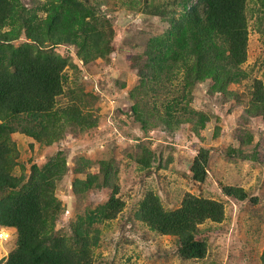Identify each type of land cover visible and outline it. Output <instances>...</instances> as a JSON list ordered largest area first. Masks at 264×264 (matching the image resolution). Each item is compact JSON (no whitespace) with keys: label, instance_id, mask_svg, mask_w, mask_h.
<instances>
[{"label":"rangeland","instance_id":"obj_1","mask_svg":"<svg viewBox=\"0 0 264 264\" xmlns=\"http://www.w3.org/2000/svg\"><path fill=\"white\" fill-rule=\"evenodd\" d=\"M13 1L36 12V24L47 13L49 0ZM178 1L100 0L102 27L108 37L112 33L109 55L84 61L77 56L76 45L51 40L59 41L53 49L68 59L64 91L55 102L65 107L71 97L80 98L83 119L67 121L61 137L49 145L18 131L11 134L18 148L11 172L16 177L27 178L32 163L41 166L61 152L63 175L54 187L60 209L52 233L71 234L80 216L91 230V264H264V0L245 2L246 59L240 64L245 76L224 90L213 87L210 78L196 82L184 90L178 104L194 111L176 109L170 114L160 99L175 97L185 79L181 62L173 87L167 85L165 71L157 75L161 83L152 82L159 98L151 91H138L135 96L130 92L139 84L133 57L145 49L150 37L170 27L167 18L157 14L158 8L179 16ZM195 1L187 0V9ZM22 40L25 36L13 43ZM257 80L263 102L257 101ZM201 149L207 152L203 181L195 179L191 170ZM103 165L104 170L114 169L112 183L122 205L113 218L100 219L93 218V212L112 191L104 184ZM79 181H88V186L76 193L74 185ZM226 186L242 191L244 197L225 194ZM148 193L156 195L166 210L179 207L185 194L222 204L220 221L197 225L195 238L205 243L202 257H183L178 236L157 232L139 216ZM10 229L11 237L0 239V264L16 245V230Z\"/></svg>","mask_w":264,"mask_h":264},{"label":"trees","instance_id":"obj_2","mask_svg":"<svg viewBox=\"0 0 264 264\" xmlns=\"http://www.w3.org/2000/svg\"><path fill=\"white\" fill-rule=\"evenodd\" d=\"M94 2L49 0L46 15L36 24V12L13 0H0V226L14 228L17 233L16 245L3 264H91V230L84 227L86 223L80 216L71 234L52 233L53 218L60 209L54 187L63 175L61 152L41 166L32 163L27 178L16 177L11 172L18 148L11 134L18 131L40 145H49L61 137L65 124L83 119L80 98L76 102L71 97L65 107L55 102L64 91L63 69L68 59L54 51L53 45L59 41L51 40L76 45V54L84 61L90 56L109 55L112 33L106 35L104 15L98 9L100 0ZM186 2L178 1L179 16L175 11L158 8L156 13L165 16L170 27L150 37L145 49L133 57L139 84L130 96L138 91L159 95L152 82L161 83L157 75L162 71L167 73V85L173 87L175 69L181 62L185 72L182 87H177L175 97L173 94L160 99L170 114L176 109L194 111L188 106L179 108L178 104L184 90L196 82L210 78L213 87L224 90L245 76L240 64L246 59V0H196L188 9ZM22 36L26 40L13 43ZM256 82L257 101L263 102L261 86ZM179 89L181 94L177 95ZM137 119L145 122L139 115ZM206 164L207 152L201 149L191 164L195 179L204 180ZM104 168V184L112 186V191L108 201L93 212V218H113L122 205L116 197L117 185L112 183L114 169ZM87 186L88 181H79L74 191H84ZM223 191L244 197L233 187H223ZM138 213L157 232L178 236L183 257L199 258L205 253V243L195 238L197 225L205 220L220 221L223 207L217 200L185 194L179 207L166 210L156 195L148 193ZM86 218L92 220L89 214ZM262 260L264 263V252Z\"/></svg>","mask_w":264,"mask_h":264},{"label":"built area","instance_id":"obj_3","mask_svg":"<svg viewBox=\"0 0 264 264\" xmlns=\"http://www.w3.org/2000/svg\"><path fill=\"white\" fill-rule=\"evenodd\" d=\"M10 235H11L10 230L3 227L0 228V239H7L10 237Z\"/></svg>","mask_w":264,"mask_h":264},{"label":"clouds","instance_id":"obj_4","mask_svg":"<svg viewBox=\"0 0 264 264\" xmlns=\"http://www.w3.org/2000/svg\"><path fill=\"white\" fill-rule=\"evenodd\" d=\"M1 227L6 228V229H8V230L11 231L10 227H8V226H0V228H1ZM11 234H12V232H11ZM10 237H11V235H10ZM10 237H9V238H10ZM7 239H8V238H7ZM7 239H5V240H7Z\"/></svg>","mask_w":264,"mask_h":264}]
</instances>
